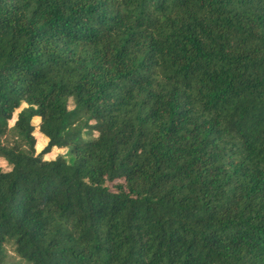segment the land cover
Instances as JSON below:
<instances>
[{
    "label": "trees",
    "instance_id": "16d2710c",
    "mask_svg": "<svg viewBox=\"0 0 264 264\" xmlns=\"http://www.w3.org/2000/svg\"><path fill=\"white\" fill-rule=\"evenodd\" d=\"M0 160V264H264V0H0Z\"/></svg>",
    "mask_w": 264,
    "mask_h": 264
},
{
    "label": "rangeland",
    "instance_id": "374dc122",
    "mask_svg": "<svg viewBox=\"0 0 264 264\" xmlns=\"http://www.w3.org/2000/svg\"><path fill=\"white\" fill-rule=\"evenodd\" d=\"M71 107V106H70ZM16 114H14L13 116V119L9 122V125L11 126L13 124V122L15 121V117H16ZM39 122V119L35 118L33 120V124L34 125H37ZM34 137H35V140H36V145H35V152L36 154L40 153L43 148L46 146L47 144V140L45 138H43L42 135H40L37 131V129L35 130L34 132ZM66 150H60V149H52V151L46 155L44 158L46 160H52V159H55L57 156H61V155H65L66 154ZM0 168L4 169V170H7V165L4 161L0 160ZM8 264H21V263H18L17 259L14 258V256L8 258Z\"/></svg>",
    "mask_w": 264,
    "mask_h": 264
}]
</instances>
